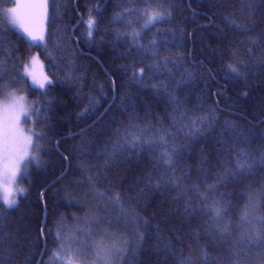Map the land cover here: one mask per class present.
Here are the masks:
<instances>
[{
	"label": "trees",
	"instance_id": "obj_1",
	"mask_svg": "<svg viewBox=\"0 0 264 264\" xmlns=\"http://www.w3.org/2000/svg\"><path fill=\"white\" fill-rule=\"evenodd\" d=\"M42 4L34 46L0 0V97L39 136L0 264H264V0Z\"/></svg>",
	"mask_w": 264,
	"mask_h": 264
},
{
	"label": "rangeland",
	"instance_id": "obj_2",
	"mask_svg": "<svg viewBox=\"0 0 264 264\" xmlns=\"http://www.w3.org/2000/svg\"><path fill=\"white\" fill-rule=\"evenodd\" d=\"M153 12H159L162 16L161 9H158L156 7H148L145 11L141 12L140 14L143 15V26L149 25L148 24V18ZM16 11L11 13L9 16L14 17L12 18V24L15 27V30L22 35V37L27 40V42L30 45L34 46H41L44 41L45 36V21H46V9L44 8L42 4V0H22V6L20 7L19 11L17 12V15H15ZM19 13V14H18ZM160 16V17H161ZM16 21L15 23L13 21ZM23 23L24 27L28 28L30 31H33L39 35L43 36V39L38 40H32L31 37L27 34V32L24 31V28L20 26V24ZM36 65V66H35ZM35 66L36 70L39 71V74L43 72L42 64L39 62V59L37 58V62L34 63L33 59L29 62V64L26 66L27 73H30L33 70V67ZM34 68V69H35ZM25 71V74H26ZM41 81L42 80H37ZM35 85H39L38 83ZM23 96L25 97V93L22 92H8L3 97H0V134H2L3 130V124L5 119V105H9V109L7 112V115L11 118H15L16 116H19L20 123L19 127L26 130L27 133H35L32 126H30V119H32V113L33 109L31 108V105L28 103V101L25 98V101L23 103L24 113L26 115L22 114L19 111V105H15L13 107V100L14 98ZM25 121H27L25 123ZM34 145L37 144L36 142V136L33 137ZM21 147H24V145L21 143ZM38 147L29 146L28 147V157L25 158L24 161L19 162V170L16 172L15 181L13 182V178L11 176V172L15 170L14 164L15 160L14 157L9 156V158L5 159V154L2 149H0V203L3 204L6 207H13L9 206L4 202V195H5V188L8 189L9 192V199L15 200L17 202L18 197L22 196V193L19 191V189H23L20 187V177L25 174L26 168L31 165V163L36 164L35 161H29L31 160L32 156H36L38 158ZM27 165V167H25ZM16 204V203H15Z\"/></svg>",
	"mask_w": 264,
	"mask_h": 264
},
{
	"label": "snow or ice",
	"instance_id": "obj_3",
	"mask_svg": "<svg viewBox=\"0 0 264 264\" xmlns=\"http://www.w3.org/2000/svg\"><path fill=\"white\" fill-rule=\"evenodd\" d=\"M13 12H15V9L12 10ZM161 14L159 12H153L149 18H148V24L153 23L155 20H157L158 18H160ZM14 23L16 22L15 20L13 21ZM92 21L89 20L88 24H89V28H91L92 26ZM20 26L22 28H24V31L27 32V34L31 37L32 40H38V39H43L42 35H39L33 31H30L28 28L24 27L23 23L20 24ZM147 26V25H146ZM89 36L92 35L91 31H89ZM33 62L36 63L37 62V58H33ZM233 72L236 71L235 68L231 69ZM29 75H32V73H28ZM33 83L34 84H39L40 88H44L45 87V83L47 84H51V81L48 80L47 76L43 77V82L41 81H37L35 76L33 75ZM29 90L31 89V86H29ZM25 101V97L20 96L17 98H14L13 100V107L15 105H19V111L26 115V113H24V108H23V103ZM9 109V105H5V119H4V124H3V130H2V134H0V149L3 150L4 154H5V159L7 160L9 158V156L14 157L15 160V170L11 172V176L13 178V182L15 181V176H16V172L19 170V162H22L25 160L26 157H28L29 153H28V147L29 146H34V147H38V144L34 145V141H33V137L34 135L37 137V139L39 138L38 134L35 133H27L26 130L22 129L19 127V123H20V118L19 116H16L15 118H11L7 115ZM27 121H25L26 123ZM21 143L24 145V147H21ZM165 157L167 158V161L170 162L171 161V157L165 153ZM31 161H35L37 166L39 165V160L36 156H32L31 160L29 161V163ZM25 167H27V165H25ZM19 191L21 193H23V189H19ZM4 202L6 204H8L9 206H13L15 205L16 201L15 200H11L9 199V192L8 189L5 188V195H4ZM215 215L216 217L220 216V209L219 208H215ZM57 254L54 253V256H56Z\"/></svg>",
	"mask_w": 264,
	"mask_h": 264
},
{
	"label": "bare ground",
	"instance_id": "obj_4",
	"mask_svg": "<svg viewBox=\"0 0 264 264\" xmlns=\"http://www.w3.org/2000/svg\"><path fill=\"white\" fill-rule=\"evenodd\" d=\"M135 33H136V37H137V36L139 37V35H140V36L143 35V34H142L140 31H138V30H136ZM140 33H141V34H140ZM146 37H147V36H146ZM41 64H42V63H41ZM38 118H39V117H38ZM32 119H33V121H31V119H30V121H29L30 124H31V126H32V124L34 123V120H35V118H34L33 115H32ZM32 127H33V126H32ZM244 155H245V153H243V157H245ZM240 156H241V154H240ZM240 160H241V158H240ZM193 190H194V189L192 188V192L195 191V190H194V191H193ZM192 192H191V193H192ZM15 205H16V204H15ZM15 205H14V206H15ZM197 214H199V213H197ZM106 239H107V238H106ZM109 239H110V238H109Z\"/></svg>",
	"mask_w": 264,
	"mask_h": 264
}]
</instances>
